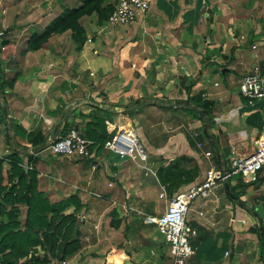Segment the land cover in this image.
<instances>
[{
  "label": "crops",
  "instance_id": "obj_1",
  "mask_svg": "<svg viewBox=\"0 0 264 264\" xmlns=\"http://www.w3.org/2000/svg\"><path fill=\"white\" fill-rule=\"evenodd\" d=\"M17 1L0 0V152L10 155L12 162H23L26 173L33 168L38 191L62 214L72 216L68 224L80 217L76 224L82 234L76 238L81 243L64 264H173L159 224L147 222L146 217L163 215L168 198L185 195L193 183L206 178L218 159L222 161L219 166L229 165L232 146L242 155L252 152L263 133L264 110L251 107L239 85L234 94L236 106L230 112L220 110L222 94L228 89L223 91L217 80L210 86V75L223 67V72L228 71L242 40L251 35L260 36V41L253 43V68L244 64L243 71L264 65V0H151L150 12L143 19L117 32L122 46L114 58H105V70L98 74L90 69L85 53L89 73L79 59L65 58L53 46L43 44L30 50L31 37L21 35L20 29L9 35ZM146 30L155 38L153 44L141 38ZM110 37L105 34L102 42ZM4 40L8 42L3 44ZM109 48L108 44L102 50L104 55L111 54ZM196 96L212 102L208 112L212 121L204 118L200 125L197 121L202 116L191 120L182 115L179 127L189 128L174 133L168 121L176 117V110L197 105L204 109L194 102ZM255 113L260 117L254 118ZM205 125L215 126L208 130ZM71 128L92 141L90 158L42 149ZM121 132L143 147L141 135L146 137L145 145L162 148L151 162H147L146 146L147 159L139 153L122 155L103 142ZM199 142H204L200 152ZM208 151L212 156L206 155ZM202 153L211 159L209 165L201 161ZM191 156L196 159L193 165ZM181 159L184 163L178 167L197 165L200 174L169 192L158 171ZM130 161L142 169L126 168ZM3 165L1 183H6L11 169L8 162ZM239 183L243 182L233 179L219 185L208 198L192 204L188 222L197 229L196 253L187 264H264V197L259 202L249 198L264 188H248L240 196L243 200L229 196L240 192L242 188H234ZM163 192L166 198L161 197ZM158 203L163 204L162 211ZM23 205L27 218L29 207Z\"/></svg>",
  "mask_w": 264,
  "mask_h": 264
},
{
  "label": "rangeland",
  "instance_id": "obj_2",
  "mask_svg": "<svg viewBox=\"0 0 264 264\" xmlns=\"http://www.w3.org/2000/svg\"><path fill=\"white\" fill-rule=\"evenodd\" d=\"M87 0H19L14 4V8H15V13L13 14L12 18H11V28L13 31H11L9 33V35H11L12 32H16L17 29H20V33L22 35V33H25L24 37H31L32 33L34 32H40L43 33L45 32V30L52 25L53 21L59 17L60 15H69L71 13V11H73L74 9H78L81 8L83 5H85ZM115 3L116 0H104L100 5V11L98 10H94L93 13L89 14V15H84L79 22L80 25L78 27V30L82 28L85 29L86 33H82V34H78L77 31L75 32V30L73 29H68L62 33H56L53 34L46 42H44L43 46H53L55 49V52L59 53L61 56H64L65 58L71 59V60H75L76 58L80 60V65H82V69L85 70V72L87 71L89 73V68L88 65L85 63V59L87 57H84V55H82L83 53L87 54L88 59H90L89 64H91L90 69L94 70L95 73H101L104 69L103 65L106 63V59L105 58H114L115 57V53L120 49V47L122 46L123 41H118V34L117 32L121 29L122 26H118V27H105V18L107 16V14L109 13L110 7L113 6L115 8ZM15 15V16H14ZM86 28H88L89 31L86 30ZM99 30H104L107 31L108 30V34L109 36H111L109 39H104L107 40L106 42H102V38L103 36L105 37V35H101L99 34ZM89 32V34H88ZM77 33V34H76ZM18 35V34H17ZM107 35V34H106ZM7 37V35H3L1 36L2 39H5ZM89 37H93V42H88V38ZM142 39H144V42L147 44H153V42L155 41V38L152 36V33H150L148 30L145 31V34L142 35L141 37ZM260 41V36H256L254 37L253 35H251L250 37H247V40H242L243 45L239 47L238 50V56L236 58V60L234 59V61H232L231 63L229 62L228 64V71L223 72V69H225V67L220 68L219 71H217L216 73L213 72V74L210 75V80H211V84L210 86L213 85L214 81H219L223 86L221 87L222 90H226L225 92H223L222 97H224L221 100V105L220 107L222 109V111H227L232 110V108L234 106H236L237 102L234 99V94L236 91H238V85H239V78L241 76V74H244L245 72L243 71V66L244 64L247 65L249 64L252 68L255 62V45L253 44L254 42H259ZM23 42H26L23 40ZM99 43H101V50H100V46ZM110 45L109 50L111 51V54L108 53L109 56H106L103 54V51L107 50V45ZM53 49V48H52ZM3 50V49H2ZM23 49H19V52L22 53ZM103 50V51H102ZM98 51H100L101 53H98ZM108 51V52H110ZM1 46H0V53H1ZM151 53V51H150ZM153 54V53H151ZM241 57V58H240ZM86 67V68H85ZM244 72V73H243ZM94 73V74H95ZM194 81V82H193ZM192 81V85H194L196 79H193ZM229 92V93H226ZM194 98V102H195ZM198 107V105H197ZM196 106L192 108H189L187 110H182V111H175V115L176 117L172 119V121H168L170 122L172 129L174 130V133H180L181 131H185V128H181L179 127V121L182 117V115H185V117L190 116L191 120H199V108H197ZM183 113V114H182ZM210 114L211 113H205L204 116L206 118V120L208 121V119L210 121H212L210 119ZM202 120L205 119H201L199 121H197V123H199L200 125H204V121L202 122ZM222 122L225 120H221ZM199 125V128H200ZM210 128L214 127L215 125H209ZM208 125H205V128L208 129L209 128ZM189 128V127H187ZM209 130V129H208ZM128 136H130L128 134ZM131 137V136H130ZM139 138L141 139V142L144 144V147L146 146V149L149 153V157H148V153H147V157H148V161L147 162H151L150 159L151 157L157 156L158 154V150H160L162 147H157L156 144L149 146V145H145V138L143 135L139 136ZM137 144L140 146V143L137 141ZM204 142H199L197 148L199 149L198 152H200L203 149V145ZM208 143L205 142V146H207ZM160 148V149H159ZM212 150L215 151V147L213 148L211 146ZM134 154L138 155V151L135 150ZM10 155L6 156V152H0V171H3V162H8L10 164V169L12 172L13 169V164L14 162H12L11 160H8L10 157ZM199 157L202 159L201 161L204 162L205 166L209 165L211 162V159L206 158V156L204 155V153H202L201 155H199ZM126 159H131L130 156H127ZM189 160L191 161L190 165H193L196 163V159L195 157L191 156L189 157ZM19 162H16L15 164L18 163V165H20L22 168H26V166H24V163L21 162L20 160H18ZM126 168H131V170H133V167L136 166L138 168H141L136 162L134 161H130ZM171 163H175V166L178 165H182L184 163V160H179L177 161H172ZM187 165V164H186ZM33 169V168H30ZM142 169V168H141ZM11 172H7V181L6 183H0V188L3 187V189H0V205H5L7 209H10V211H12V213H6L5 215H1L0 219L3 220L4 222H7L9 225V227L14 226V222H19L21 224H25V215H26V211L27 208L24 205H21V210H19L18 208L16 209L15 207H18V203H7L5 202V199L3 198L4 193H6L7 190H9V188L11 187L10 185L12 184V182L10 183V179H9V175L11 174ZM3 174V172H2ZM135 176V175H134ZM264 176V173L263 175ZM4 175H3V179H4ZM135 179V178H134ZM234 179H240L239 177H234ZM15 181L17 182V180L15 179ZM14 181V182H15ZM154 184V183H151ZM242 188L239 191H236L234 193H229V196H238L240 199H242L240 196L242 195L243 191H247L248 188H250L251 190L254 189H260L261 187L264 188V181H262L260 183V181L258 183L255 184H245V182L243 181V183H239V185H234V188ZM234 194V195H233ZM234 196V197H235ZM257 197V198H255ZM251 196L249 198H251V200L253 202H259L258 198L261 197V201H263L262 197H264V190L261 191V194L258 193L257 196ZM243 200V199H242ZM247 201V200H244ZM162 203H164L165 201L162 199L161 200ZM162 203H158L157 205V209L162 211L164 209L163 204ZM9 211V210H8ZM61 215L59 213L58 216H56L55 212L49 213V217L54 218V226H51L50 228L45 227L37 229L38 232L40 233L41 237L43 238V244L41 245H37V246H33L29 249V253L27 254V256L19 259V263H23V262H27L29 261V259H32V257H39L40 261L42 262V264H64L66 263L65 260H67V258L70 257H66L65 260L62 259V252L60 250H54L55 252L53 253L50 250H47L49 248V242L46 241V236H44L45 234H52L55 233V229L53 227H57L58 223L60 225V221L61 219ZM145 216V215H144ZM77 217V216H76ZM77 220V224L81 222L80 217L76 218ZM73 222V221H72ZM75 223V221L73 222ZM70 223L63 229V231H59V233L56 235L58 237V243L57 244H61L66 240L69 239V241H72L71 239H75L76 237L79 236V230L77 229V224H73ZM25 229V227H23ZM46 229V230H45ZM45 230V231H44ZM90 232V231H89ZM82 234V233H80ZM84 234V233H83ZM81 241L82 238L80 237ZM79 240V239H78ZM81 242H79L80 245ZM69 256V255H67Z\"/></svg>",
  "mask_w": 264,
  "mask_h": 264
},
{
  "label": "built area",
  "instance_id": "obj_3",
  "mask_svg": "<svg viewBox=\"0 0 264 264\" xmlns=\"http://www.w3.org/2000/svg\"><path fill=\"white\" fill-rule=\"evenodd\" d=\"M151 0H116L115 8L105 22V27H118L133 24L143 19L149 12ZM107 31L99 30V34H107ZM93 42V37L88 38ZM135 66V65H134ZM94 75V72H91ZM216 85H219L216 83ZM239 91L247 99L248 104L256 110H264V72L256 67L253 71L245 73L239 80ZM119 136L107 141L106 145L122 155L134 156L135 147L141 158L147 159V152L142 146V151L137 143L132 146ZM92 141L76 128H71L63 135L52 140L42 149H50L53 154L66 156H78L90 158L92 156ZM208 157L212 152L206 153ZM222 161L214 163L208 170L204 180L193 183L185 195H173L168 201V206L163 215L156 217L148 215L146 221L159 224L166 244L169 248V255L173 264H187L195 255L196 246L194 240L197 236V229L191 227L188 222V213L192 204L198 198H208L214 188L219 185L228 184L234 177H240L246 183L259 180L264 173V125L262 135L255 141V148L247 155L239 153L236 146L231 147L229 165L219 166ZM32 168V167H31ZM97 163L93 164V169ZM148 170H151L148 168ZM161 197H167L166 192Z\"/></svg>",
  "mask_w": 264,
  "mask_h": 264
},
{
  "label": "trees",
  "instance_id": "obj_4",
  "mask_svg": "<svg viewBox=\"0 0 264 264\" xmlns=\"http://www.w3.org/2000/svg\"><path fill=\"white\" fill-rule=\"evenodd\" d=\"M103 1L104 0H87L85 5L81 8L74 9L69 15H60L53 21L52 25L45 30V32H35L31 36L28 41V48L30 50H37L53 34L62 33L68 29H73L75 32L77 31L78 34L86 33L85 29L82 27L79 31L76 30L81 23L79 22L80 19L84 15L93 13L94 10L100 11L99 5ZM113 10L114 7L111 6L105 20L109 18ZM7 42V40H4L3 44H6ZM261 71L264 72V65L261 67ZM196 101L198 104H202L204 108L203 110H199V115L204 119V114L206 112H210L209 107L212 102L197 96ZM253 117L259 118L260 113H255ZM259 125L262 127V124ZM106 141L109 140H103L104 144ZM16 162L19 161H14L12 173L9 175L10 183L12 182L10 185L11 187L6 191V193H4L3 198L7 203H18L19 205L26 204L29 208L24 225L19 222H14V226L9 227L10 224L0 219V264H42L39 257H32V259L23 263H19V259L27 256L31 247L43 244V238L37 229H44L47 226L50 228L51 226H54V218H50L48 213L55 212L56 216H58L59 213L62 214V211L57 209V207L50 202L48 197L38 191L36 172L32 169H27L28 171L26 173V170L18 165V163L15 164ZM174 164L175 163L170 162L158 171L160 181L166 186L169 192L175 190V188L182 183L194 181L200 174L199 167L197 165L186 168L178 167ZM16 177H18L17 182L15 181ZM2 181L3 174L0 171V183ZM259 181L260 183L264 181V176H260L258 181L248 184H255ZM239 182H243V180L240 178ZM0 189H3V187ZM15 208L17 209V206ZM6 213L9 214L12 213V211H8L5 205H0V216L5 215ZM71 217V215L62 214L60 225L58 223L57 227H53L55 229V233L44 235L46 236V241L49 242V248L47 250L54 253V250L58 248L57 250L62 252V259L64 260L68 254L79 246V240L77 238L71 239L72 241L66 239L62 245L57 244L59 240L56 235L59 231H63V229L68 225V221ZM23 227H25V229ZM262 237L264 238V228Z\"/></svg>",
  "mask_w": 264,
  "mask_h": 264
},
{
  "label": "water",
  "instance_id": "obj_5",
  "mask_svg": "<svg viewBox=\"0 0 264 264\" xmlns=\"http://www.w3.org/2000/svg\"><path fill=\"white\" fill-rule=\"evenodd\" d=\"M119 138H120L119 142L121 141V139L122 140L123 139H127L129 142H132L133 141V138L132 137H129L128 135L124 134L123 132L120 133ZM129 144H131V143H129ZM129 146L130 145H128V144L126 145L127 148H129Z\"/></svg>",
  "mask_w": 264,
  "mask_h": 264
},
{
  "label": "bare ground",
  "instance_id": "obj_6",
  "mask_svg": "<svg viewBox=\"0 0 264 264\" xmlns=\"http://www.w3.org/2000/svg\"><path fill=\"white\" fill-rule=\"evenodd\" d=\"M125 141V143L127 144V142L128 143H131L130 145L132 146L133 144H135V143H137V139H133V141L132 142H129L127 139H124ZM127 141V142H126Z\"/></svg>",
  "mask_w": 264,
  "mask_h": 264
}]
</instances>
